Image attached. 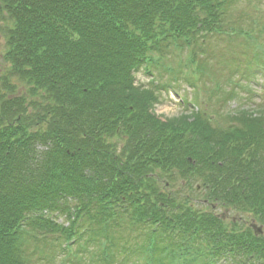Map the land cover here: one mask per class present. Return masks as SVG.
Returning a JSON list of instances; mask_svg holds the SVG:
<instances>
[{"label": "trees", "instance_id": "1", "mask_svg": "<svg viewBox=\"0 0 264 264\" xmlns=\"http://www.w3.org/2000/svg\"><path fill=\"white\" fill-rule=\"evenodd\" d=\"M241 1L0 0L1 18L11 22L9 67L0 77V264L54 261L58 252L45 244L36 246L38 258L30 253L32 240L19 238L18 228L43 229L35 221L42 213H33L67 196L78 200L76 246L103 244L115 227L122 235L110 239L120 251L94 253L93 264L118 261L126 237L135 243L169 227L182 241L157 245L146 263L208 264L227 251L264 264V234L227 223L213 207L237 205L264 227V108L242 106L226 125L206 108L240 97L238 87L247 96L252 90L242 81L226 92L219 86L203 109L188 106L187 114L162 120L154 111L162 88L136 84L143 70L175 73L169 56L196 44L202 28L228 26ZM263 35L264 26L255 41ZM254 75L247 70L242 80ZM19 85L25 93L16 95Z\"/></svg>", "mask_w": 264, "mask_h": 264}, {"label": "rangeland", "instance_id": "2", "mask_svg": "<svg viewBox=\"0 0 264 264\" xmlns=\"http://www.w3.org/2000/svg\"><path fill=\"white\" fill-rule=\"evenodd\" d=\"M231 17L234 21L229 20V22H234V27L231 30L234 33L231 34L232 32L229 31V33L225 35H215V37L210 40L206 46H204L206 51L205 55L210 56L211 52L214 51L213 55L215 56L214 58L212 56L209 57L207 63L204 62L205 57L201 55L196 57L195 60L191 58V56H193L192 53L194 52V47H192L188 48L186 51H180L181 55L178 56L177 59H172V56H169L170 58H168V63H170L171 67L174 68L175 73L167 71L163 68H154L153 75H148L144 71L137 74L136 84L138 86L142 85L146 88H153V80H155L156 84H161L159 85V88H165L161 89L162 93L160 95V100L154 108L156 115L162 120L181 116L182 114H187L188 112H185L187 110H195L196 108L203 109L204 105H206V100L208 101L209 99V95L207 97L208 92L210 93L213 91L217 84L223 85L224 92L230 91V88L237 87L235 82L241 79V75L239 74L240 72L238 73V76H232L233 73H231L230 76L228 69H231L230 72H235L234 68L229 67V64L224 65L223 62L225 60H229L230 62H232L231 60L235 61V58H237L236 56L241 54L240 47H243L246 44L243 42V38H248L244 31L247 32V30L250 29L252 32L254 31L253 33H257L258 29L263 28L264 0H242L232 9ZM10 23L11 22L7 18L4 17L2 19L0 14V77L5 75L7 67H9V64L3 58V56L7 50L5 34L8 30V26H10ZM241 31H243L242 35H237L238 33L241 34ZM262 41L264 42V39H262ZM261 52V49H255L252 56H260V60L263 61L264 57L261 59V56H263ZM217 59H220V62H217ZM246 62L248 63L247 67L243 65L242 68H247L248 71H250V69L252 70L251 67L255 65V62L250 64L248 60H246ZM262 65H264V63H262ZM255 69L256 71H253L256 75H254L250 81L241 79L242 84H240L241 86H247L252 90L251 96H247V92L242 91L240 87H238L237 90L239 91L240 97L237 96L234 99H232V97V100L224 104L222 107L219 104L215 105L211 103L210 106L206 107L208 112L216 113L214 118L217 120L218 124L221 123L222 125H226V115L230 113H237L236 111L242 106H244L245 109L264 108V67H262L261 70H258L257 68ZM177 72L179 73V84H175V75H177ZM191 72L204 73V76L201 81L199 80L200 82L198 80H194V83L192 84L191 78L193 75H188V73ZM226 79L229 80L227 83ZM10 80L16 85L19 84L16 78H11ZM157 80L159 82H157ZM168 82H170L172 85L169 86ZM197 83L200 84V87L199 84L197 85ZM21 93L24 94L25 89H23V86L19 85L17 87V93L15 94L20 95ZM197 96L201 102L200 104L197 102ZM9 97L10 96H8V98ZM187 107L188 109L186 110ZM197 203L203 207L201 205L203 203ZM73 204L74 203L69 205ZM73 206H77V204H74ZM53 207L56 208L57 204L53 205ZM59 208L63 209L64 206H60ZM206 208L208 209V207ZM217 212L219 214L224 212L229 220H236L240 223L244 221L249 223L252 221V216L250 214L241 213L234 209H230V211L226 212L224 208L219 206ZM245 226L246 225L243 224V227ZM43 264H53V261L47 259L45 262H43Z\"/></svg>", "mask_w": 264, "mask_h": 264}]
</instances>
